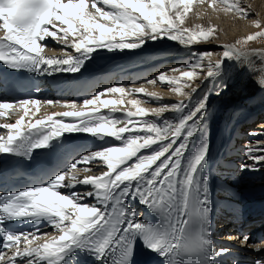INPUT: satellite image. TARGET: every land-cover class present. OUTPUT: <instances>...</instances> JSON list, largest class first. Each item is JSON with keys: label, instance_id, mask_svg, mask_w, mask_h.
<instances>
[{"label": "snow or ice", "instance_id": "obj_1", "mask_svg": "<svg viewBox=\"0 0 264 264\" xmlns=\"http://www.w3.org/2000/svg\"><path fill=\"white\" fill-rule=\"evenodd\" d=\"M223 2L227 11L248 15L239 0ZM191 4L192 0H0V62L41 76L75 74L101 49H140L147 41L165 37L186 47L210 42L213 27H182ZM253 23L260 30L220 45L224 49L220 59L213 61L211 50L195 52L186 65L191 70L173 69L179 76L171 77L162 72L157 79L174 85L172 91L183 97L172 104L145 108L141 100L126 98L133 92L156 101L161 97L143 86H113L85 97L81 106L65 102L70 111L53 112L33 122L40 100H0V117L23 110L14 123L0 124L5 130L0 134V155L30 160L35 150L55 148L71 133L89 134L102 142L96 150L83 149L86 154L79 159L72 156L70 163L55 167L43 181L0 193L2 248L12 252L8 256L0 251V264H17L18 258L23 264H90V260L135 264L140 246L145 254L160 258L159 264H218L217 257L229 249L217 250L212 238L213 206L206 174L210 140L205 120L210 96H219L228 87L225 63L252 68L253 57L264 61V49L247 47L249 41L264 38L261 22ZM49 38L74 53L48 55ZM261 72L257 83L264 88V69ZM202 73L201 84L211 83V88L201 93V87H193L190 81ZM182 78L188 82L182 83ZM107 95L113 98H102ZM125 103L132 107H120ZM30 105L36 106V112ZM166 112L176 117L167 119ZM249 135H264V131ZM243 151L246 159L239 171L259 170L264 164V143L246 144ZM81 164L103 170L90 174L92 169L78 167ZM132 201L156 219H141ZM25 218L31 220V230L9 226ZM44 224L58 234L49 236L42 230ZM249 239L243 236V242ZM252 247L264 250L261 244ZM254 264H264V259Z\"/></svg>", "mask_w": 264, "mask_h": 264}, {"label": "bare ground", "instance_id": "obj_2", "mask_svg": "<svg viewBox=\"0 0 264 264\" xmlns=\"http://www.w3.org/2000/svg\"><path fill=\"white\" fill-rule=\"evenodd\" d=\"M239 2L243 4V6H248L256 15L253 13V15L248 14L249 18L245 19V17L240 16L235 11H227V5L223 0H192L190 11L187 13L185 24L182 25V27H213L215 33L214 37L210 38V42H200L186 47L181 45L178 41H172L165 37L156 41H147L145 46L140 49H125L123 51L98 50L93 54L91 62L111 60L114 72L110 76L109 83H104L92 92L91 95H94L98 91H103L106 87L123 86L126 89H132L143 86L148 92L157 93L161 99L156 101L148 98L145 94L133 92L132 96L126 98V101L130 99H139L142 102L140 106L149 109L160 107L163 104H172L183 99L179 94H175L172 91L174 86L172 84L160 81L159 83L155 82L156 84L149 83V81L144 82V80L151 77L144 78L145 74L150 70L152 74L153 69L157 65H161V67L164 66V69L168 68V70L164 72L167 76H179V71H173V69L191 70L187 68V62L193 59L192 53L200 52V48H215L220 45L235 43L236 40L241 39V36H247L248 31L254 30L255 24L252 22L253 20L256 21V19H258L261 23H264V0H239ZM218 3H220V5H218ZM228 3H233V1L228 0ZM207 9L213 10L214 13L212 17L209 15ZM47 45L48 47H46L45 50L49 53L60 55H63L66 51L74 53V49H65L51 38L47 40ZM247 47L264 49V43L251 42ZM221 54L218 55L217 58H214L215 56L212 55L211 59L215 61ZM163 60H165L167 65L162 64ZM166 60L168 62H166ZM253 61L252 68H249L247 64L237 63L235 61H227L225 63L226 72L224 79L228 87L221 95L210 96L205 120V127L208 130L210 140V156L206 173L209 176L210 189L216 183L220 186V188H218V194L226 193V190L222 188L223 186L230 188L235 194L241 197L239 201L242 203V210L245 208L243 204L244 201L250 200V197L256 194V192L264 190V164L260 165L257 171H239V165L246 159L243 151L244 146L246 144H254L257 141L264 143V135H249L250 132L260 133L264 131V125L259 130L249 131L252 122L256 118H260L261 115L264 116V88L260 87L257 83V79L262 74L261 69H264V61L259 57H253ZM142 66L148 68H146L147 71L145 70L146 73L143 75V70L141 72H136V70ZM156 74L158 77L161 73L156 71ZM154 75L155 74L152 76ZM203 75L204 73L190 81L193 87H201V93L211 88V83L207 86L197 83L199 82L197 79L200 81L204 79ZM136 78L144 79L133 82V80L137 81ZM184 82H188L187 78H182V83ZM184 90L189 91L190 89L185 87ZM42 92L39 98L41 101L39 111L36 112V106H29L32 112H36V115L32 117L33 122L35 119L43 118L53 112L61 113L72 110L66 106L65 102L75 101L78 106H81L83 103V101L78 102L75 100L77 92L76 87L66 76L57 79H48L42 82ZM102 98L110 99L113 97L112 95H107ZM116 98H118V94ZM195 98L196 97H194V99ZM48 100L53 101V103L50 105L44 103ZM56 101H60V103H56ZM120 107L131 108L132 106L125 103V105H121ZM102 111L107 113L108 110L104 109ZM22 114L23 110L21 109L8 117H0V124L4 122L14 123ZM29 116H31V112ZM164 117L167 119H174L176 114L166 112L164 113ZM149 118L152 117L150 116ZM28 119L29 117H25L26 123ZM66 122H71V118H67ZM4 131V129H0V134H3ZM79 134L84 133H71L69 135L74 136ZM243 138L247 139V141L242 144H237V141L243 140ZM95 146L96 145H94V147ZM85 166L92 169L90 174L98 175L99 172L103 170L98 169L95 165H78V167ZM77 190H82L81 186H77ZM131 204L136 209L142 206L139 205L138 201H132ZM140 214L141 219L152 221L155 217V215L146 208L145 212L143 214L140 212ZM227 224H229V220L226 221L224 226ZM220 225H223V223ZM47 233L49 236L58 234L52 227ZM234 235H236V233ZM247 236H249V238L251 237L250 235ZM42 241L43 237L41 238V242ZM248 244L249 247H247L246 251L241 252L233 243L228 242L226 245L221 246L229 249L228 254L217 258L229 264H254L255 260L264 259V250L257 252L252 247V243L247 242V246ZM11 254L12 252L8 254V256H11ZM239 254L242 255V257H239ZM17 264H23V261L18 258Z\"/></svg>", "mask_w": 264, "mask_h": 264}, {"label": "rangeland", "instance_id": "obj_3", "mask_svg": "<svg viewBox=\"0 0 264 264\" xmlns=\"http://www.w3.org/2000/svg\"><path fill=\"white\" fill-rule=\"evenodd\" d=\"M233 2H234V0H232ZM218 5H220V3H218ZM240 5H241V7H243V8H245L246 10H247V12H248V14L249 15H253V14H255L254 13V11L253 10H251L248 6H243V4H241L240 3ZM207 11L209 12V15L212 17L213 16V10L212 9H207ZM250 12V13H249ZM253 13V14H252ZM249 15H247L246 17H245V19H248L249 17ZM256 15V14H255ZM255 18H257V17H255ZM254 18V19H255ZM255 20H253L252 22H254ZM256 21H259L258 19H256ZM261 26L262 27H264V23H261ZM258 28L254 25V30H251V31H248L247 32V34L249 35V34H252V33H254V32H256V31H259L260 29H258ZM245 36H241L240 38L241 39H243ZM251 42H256V43H264V38H258L257 40H255V41H249L248 42V45L249 44H251ZM208 50H211L212 51V53H213V55L215 56L214 58H217V56L218 55H220L223 51H224V49L222 48V47H215V48H200V52H204V51H208ZM220 57H218V59H219ZM217 59V60H218ZM206 63V62H205ZM168 74V73H167ZM176 74V73H175ZM203 77H204V75H203ZM158 77H157V75H154V76H151L150 78H148V79H146V80H144V82H146V81H150V80H155L156 82H158L159 83V80L157 79ZM197 81H199V82H197L198 84H200L201 83V81L199 80V79H197ZM156 84V83H155ZM168 84V83H167ZM165 90H167V89H165ZM261 118H263L264 119V116L263 115H261L260 116ZM260 120V121H259ZM256 123H258V125H256V128H258V129H252L253 127H255L254 125L256 124ZM264 125V120H261V119H259V118H256L253 122H252V124H251V126H250V128H249V131H251V130H259L262 126ZM243 140H244V138H243ZM241 141H239L238 143H240Z\"/></svg>", "mask_w": 264, "mask_h": 264}]
</instances>
